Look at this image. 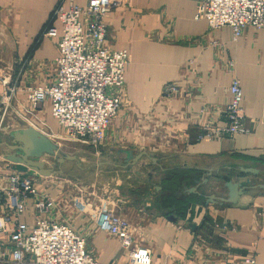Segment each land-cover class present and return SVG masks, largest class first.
Wrapping results in <instances>:
<instances>
[{
	"label": "crops",
	"instance_id": "1",
	"mask_svg": "<svg viewBox=\"0 0 264 264\" xmlns=\"http://www.w3.org/2000/svg\"><path fill=\"white\" fill-rule=\"evenodd\" d=\"M119 1L106 19V42L111 49L128 51L131 60L125 70L124 86L109 91L112 95L120 94L124 105L109 126L101 150L109 152L121 174L129 173L126 180L134 174L129 170L135 165L122 168L124 161L118 156L119 151H133L135 155L147 152L158 159L160 164L152 165L161 172L178 162L179 166L170 171H178L174 184L188 183L184 187L188 195L175 199L166 192L165 202L168 200L170 205L180 202L184 206L180 215L174 211L175 215L166 211L169 206L160 200L159 206H152L148 199L145 203L144 196L140 197L130 186L121 196L122 183L117 180L118 185L114 186L117 189L110 195L113 198L110 209L132 225L137 241L151 248L153 264H227L217 261L223 256L222 251L215 254L204 246L201 234L205 232L195 225L194 203L202 201L201 208L196 204L197 216L207 210L219 222V228H213L207 224L210 221L207 218L205 225L220 236L223 247L230 246L243 264L248 253L256 255L257 264H264V195L250 190L236 205H220L206 204L204 198L186 192L198 187L200 193L206 194L200 190L199 178L202 181L212 175L215 178L219 172L229 173L220 174L222 179L264 183V30L248 27L239 38H235L231 28L213 30L206 20L196 19L197 4L193 0ZM75 3L85 7L88 0ZM68 7L66 0H0V76L9 80L11 90L15 89L14 105L28 106L27 89L56 81L58 40L44 33L53 13ZM234 78L241 83L243 127L247 132L201 139L215 126L227 125L229 87ZM170 83H176L178 91L164 97V89ZM5 90L7 87L0 84V97ZM50 113L47 101L34 112L40 124L32 125L49 138V133H57L54 129L57 121ZM42 122L45 128L40 126ZM41 161L48 167L44 157ZM4 162L0 165V216L15 219L16 213L3 203L7 199L3 192L8 191L14 179H29L37 192L26 202L27 210L20 217L23 225L29 228L40 217L66 222L84 237L88 251L100 262L128 264L127 254L115 240L98 230L94 217L80 212L77 203L67 202L69 195L55 180L57 175L29 176L12 170L11 164ZM119 162L122 164L117 166ZM241 168L259 170V176L243 173ZM158 176L150 174L149 182L153 183ZM208 183L206 188H211L213 182ZM227 195L226 189L223 197ZM42 199L54 203L47 214L35 209L36 201ZM213 207L224 210L221 213L211 210ZM169 217L179 221H171ZM231 223L238 228H230ZM185 225L190 226L189 230L184 229ZM9 247L8 237L1 236L0 252ZM203 247L206 248L202 250Z\"/></svg>",
	"mask_w": 264,
	"mask_h": 264
},
{
	"label": "built area",
	"instance_id": "2",
	"mask_svg": "<svg viewBox=\"0 0 264 264\" xmlns=\"http://www.w3.org/2000/svg\"><path fill=\"white\" fill-rule=\"evenodd\" d=\"M66 1L69 7L53 13L44 33L46 37L58 40L56 81L26 90L29 108L22 111V117L27 119L35 115L34 112L49 100L51 116L66 135L85 145L100 147L124 105L120 94L112 95L109 91L124 86L125 70L131 60L128 51L111 49L106 42V19L121 1L88 0L85 7L78 6L75 0ZM193 1L197 4L196 19L206 20L213 30L231 28L235 38L248 27L264 30V0ZM0 84L7 87L2 98L3 105L7 104L5 110H8L16 101L13 97L15 89L9 88L6 77L0 76ZM177 91L178 85L170 83L163 94L169 97ZM229 92L227 125L215 126L201 139L232 137L247 132L243 127V93L238 79L232 80ZM36 192L29 179H14L8 191L3 192L7 197L5 201L3 198V203L16 216L13 221L0 216V238L7 236L10 245L0 252V264H104L88 251L84 237L63 221L40 217L29 228L23 225L20 217L27 210L26 202ZM53 205L50 199L37 200L35 209L47 214ZM94 220L98 230L115 240L127 254L128 264H153L151 248L136 240L134 228L127 220L110 208L97 209ZM245 264L256 263L246 260Z\"/></svg>",
	"mask_w": 264,
	"mask_h": 264
},
{
	"label": "rangeland",
	"instance_id": "3",
	"mask_svg": "<svg viewBox=\"0 0 264 264\" xmlns=\"http://www.w3.org/2000/svg\"><path fill=\"white\" fill-rule=\"evenodd\" d=\"M3 103L4 99L0 97V144L7 141L9 133L12 132V130H15L14 128L27 125H29V127H32L33 124H40V121L37 118H34L35 115H30L31 117H26L27 119L22 117V113L24 112L23 110L28 109L29 104L23 109L19 105L12 104L9 106L8 110H5L7 104L5 102V104L3 105ZM57 123L54 121V129L57 133H54L53 131V134L49 133V135H51V141H53L59 148V151L57 153L58 156H44V158L47 161L48 167L61 169L63 171L62 174L55 177V180L57 181V183H60L65 192H67V195H69L67 197V202L77 203L80 212L88 213L95 217V215H97V209L111 208L113 198L110 197V195H113V193H115L114 189L117 188H114V186L118 185L116 183L118 180L122 183L119 185V188L122 189V191H120L121 196L125 195L127 189H129L128 187L130 186L132 187L131 189L133 191L138 192V195L140 197L141 195L144 196L143 201L145 203H147L145 199H148V201L151 202L152 206H159L160 200L161 203H165V206H169V209L167 208L166 211L172 212L175 215L176 213L180 215V212H182L184 206H177L174 204L170 205V202H168V200L167 202H165V198L168 196L166 192H170L169 195L175 199L180 198L182 195H188L184 192V187L188 186V183L184 185L177 183L174 184L176 178L174 177V174L178 171H170L174 166H179L178 162H174L172 166H169L170 169L167 168L168 170L161 172L160 169L158 170V167L152 165V162L148 158L144 157V160H140L141 162H137L135 166L129 170L134 172V174H131V178H129L130 180H126L127 174L129 173L125 172L124 174H121V171H118V165H121L122 162L116 163V165L118 166L116 167L115 164L110 160L109 152H104L101 150L102 146L94 147L80 143L74 137L66 135L64 130L59 125H57ZM40 126L45 128L44 122H42ZM210 133L211 132H207V134ZM9 153L11 152L6 147L0 145V165H2L1 163H6L4 162L5 156ZM64 155L77 156L82 164V167L79 168L75 162H67L58 168L56 165L57 158L63 157ZM158 164L160 163L158 162ZM222 173L224 172H219L215 177L216 179L214 178V175H209V178H204L205 180H207V183L209 180L213 182V186H210L211 188H206L207 186L205 185L207 183H203L202 179L199 178L198 182L200 183V190H203L206 193L204 195H212L211 193L219 197H223L224 195H226L224 182L229 180V178L225 177V179H222L220 176V174ZM150 174L159 175L156 179H154L153 183L149 182ZM224 174H226V176L229 175V173ZM116 176H119L118 179L115 178ZM259 178H257L256 180H258ZM154 187L156 188L154 189ZM257 193L260 192L257 191ZM151 198L153 200H151ZM198 203L200 204V208L204 204L202 201L194 203V213L196 216L194 220H197V224H195L198 226L197 229L205 232V235L201 234V237H203L201 240L205 241L204 246L209 247V249H211L215 254H217L216 252L218 251H222L224 253L222 257H218L217 261L219 262H227V264H243V260L240 261L236 259L235 256L237 255V253H235L233 249H230V246L227 247L225 245L227 247L226 249L223 247V243L221 241L222 239L220 238V236H217L213 233V229H207V226L205 225V223H207V218L210 219V221L207 223L210 225V227L219 228V222L212 219V215L210 216V212L205 210V212L201 214L203 215L202 217L201 215L197 216L199 215L197 214L196 205ZM211 210L219 211L222 213L224 208L213 207L211 208ZM205 219L206 221H204ZM194 220L191 222H194ZM234 225V223H231L230 228L234 229V227H236ZM189 228L190 226L188 225H185L184 227V229L186 230H189ZM206 234L208 236H206ZM205 237L209 239L204 240ZM200 244H203V242L201 241ZM206 247H203L202 250H204ZM231 255L234 256V258ZM247 255L248 257H246ZM247 255H243L244 257H246L245 261L254 260V262L257 264V257L255 254L252 255L248 253Z\"/></svg>",
	"mask_w": 264,
	"mask_h": 264
},
{
	"label": "water",
	"instance_id": "4",
	"mask_svg": "<svg viewBox=\"0 0 264 264\" xmlns=\"http://www.w3.org/2000/svg\"><path fill=\"white\" fill-rule=\"evenodd\" d=\"M0 145L6 147L11 152L5 156V160L11 164V169L14 171L26 173L29 176L38 174L46 177L63 173L61 169L47 167L45 162L41 161L45 155L57 157L59 148L49 137L34 127L10 132L7 141ZM118 156L124 161L122 168L135 165L144 157L149 158L154 165H158V159L150 156L147 152L135 155L133 151H119ZM67 162H75L79 168L82 167L79 158L71 155L58 157L56 165L59 168ZM241 171L253 175H258L260 172L259 170L250 168H241ZM203 183H207V180L204 179ZM224 187L228 191L227 197H219L215 194L204 195L198 191V187L188 189L186 192L204 198L206 204L220 205H236L240 198L250 190H257L261 195H264V183L256 184L250 180L246 181L245 184L229 180L224 184ZM169 220L178 221L175 217H169Z\"/></svg>",
	"mask_w": 264,
	"mask_h": 264
},
{
	"label": "trees",
	"instance_id": "5",
	"mask_svg": "<svg viewBox=\"0 0 264 264\" xmlns=\"http://www.w3.org/2000/svg\"><path fill=\"white\" fill-rule=\"evenodd\" d=\"M177 206H182V203L178 202L176 203ZM184 205V204H183Z\"/></svg>",
	"mask_w": 264,
	"mask_h": 264
}]
</instances>
